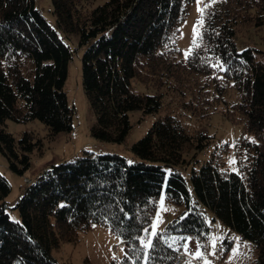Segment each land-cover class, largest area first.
I'll return each mask as SVG.
<instances>
[{
  "label": "trees",
  "instance_id": "1",
  "mask_svg": "<svg viewBox=\"0 0 264 264\" xmlns=\"http://www.w3.org/2000/svg\"><path fill=\"white\" fill-rule=\"evenodd\" d=\"M50 1L55 25L34 0H0V152L12 171L29 166L40 141L29 131L15 136L4 127L7 119L38 120L51 136L73 130L74 107L64 90L73 50L60 31L77 34L83 49L82 87L95 116L94 138L123 141L131 129L128 112H157L167 94L175 96L180 115L205 117L212 108L234 124L242 121L245 133L234 142L232 167L220 156L200 162L197 154L212 137L190 132L179 113L167 112L131 145L134 161L84 151L47 166L11 207L17 221L9 217L10 185L0 173V264H72L57 261L52 250L76 242L94 224L124 241L123 255L110 264H144L134 237L149 228L162 188L182 210L158 230L168 243L149 253L150 264H175L188 235L206 239L207 212L225 228L224 252L235 234L251 243L253 264H264V61L234 41L238 23L264 24V0H208L202 44L194 43L187 59L176 38L194 0ZM230 89L236 98L226 96Z\"/></svg>",
  "mask_w": 264,
  "mask_h": 264
},
{
  "label": "rangeland",
  "instance_id": "2",
  "mask_svg": "<svg viewBox=\"0 0 264 264\" xmlns=\"http://www.w3.org/2000/svg\"><path fill=\"white\" fill-rule=\"evenodd\" d=\"M104 1L95 0L94 5L101 4ZM207 1L201 0L198 4L197 0H194L185 6L186 11L178 23L179 33L176 38V45L182 51L183 57L191 50L196 40L194 29L200 31L199 22L201 21L202 13L198 9L203 8ZM34 2L47 21L55 25L56 16L53 12L51 1L34 0ZM60 34L73 50L72 58L68 62L67 77L64 83L68 103L74 107L72 117L73 130L70 132L62 131L55 136H51L47 127L38 120L15 121L7 119L5 121L4 127L15 136L21 135L23 131H29L33 133L35 140L40 141L39 145L29 154L30 164L21 174L9 168L7 159L0 152V173L10 185V191L5 197V201L10 206L8 213L12 220H19V213L17 209L11 207H13L26 185L35 180L47 166L62 160L77 158L84 151L117 153L126 157L128 161H134L137 157L131 151V145L146 133L156 119L171 111H175V114L179 113L183 123L190 132L194 133L200 129L212 137L209 146L197 154L200 162L212 156H220L232 167L234 142L236 138L245 133L243 122L238 121L234 124L220 113L215 112L214 109L212 110V108L205 117H199L192 113L180 115L181 108L175 96L170 94H167L166 99H164L166 101L165 107L157 112L143 115L141 110L129 111L128 116L131 129L123 141L112 142L94 138L91 135L90 129L95 122V116L82 87L81 55L83 49L77 47V34L69 35L62 31H60ZM234 41L238 50L252 47L256 50V57L264 61V24L256 26L254 21H242L238 23L235 27ZM137 87L150 93L155 91L153 88L146 89L142 84H138ZM226 96L229 98L237 97L231 89L227 90ZM224 143L229 144L228 150L221 148V145ZM192 153L193 150H190L186 157L189 158ZM161 201H163V205H161ZM181 210V206L166 200L164 188H162L157 198V208L150 226L157 223V218H160L162 223L159 224L157 229L149 226V231L162 230L165 222L173 218ZM207 213L206 219L210 226L208 237L201 240L188 235L189 238H186L187 241L185 239L183 246L178 245V248L186 254V262L189 263L191 261V264H204L203 259H197L194 255L196 251H203L205 258L210 264H253L255 252L251 243L241 239L238 235H232L233 239L230 247L225 252L223 251L222 246L219 245V241L225 232V228L218 220L213 219L210 212ZM213 238L217 240L215 248L211 245ZM118 246L121 247V242L117 235L112 233L107 226L94 224L87 231L81 232L76 242H62L58 248L52 250V255L59 262L72 264H110L112 260H116L123 255V246L117 250ZM185 248H187V251ZM213 252H215V255L212 254Z\"/></svg>",
  "mask_w": 264,
  "mask_h": 264
},
{
  "label": "snow or ice",
  "instance_id": "3",
  "mask_svg": "<svg viewBox=\"0 0 264 264\" xmlns=\"http://www.w3.org/2000/svg\"><path fill=\"white\" fill-rule=\"evenodd\" d=\"M201 2V0H197V3L199 4ZM216 2V0H212V4H214ZM212 4L207 5L206 7H211ZM201 13H204L206 8H199L198 9ZM203 26V20H201L199 22V27ZM194 36L196 37V40L194 41V43L196 44V47H200L203 41V35L202 33H200L199 31H197L196 29H194ZM190 55H192V51H189L188 53L185 54V58L187 59ZM218 67H222V65H216ZM255 142V141H253ZM233 163L235 161H232ZM161 205H163V201H161ZM65 205H61V207H64ZM121 211H123V209H121ZM125 216H127V214L125 213ZM162 223V220H160V218H157V223L154 225H151L150 227H152L153 229H157L159 227V224ZM143 235L140 236H135L134 239L136 241L139 242V248L134 249V251L137 252L138 256L139 254H143V260H144V264H150V260L151 257L149 256L150 252H154L156 250V247L159 243L163 242L165 244H167V240H162V234L158 231H149L148 228H142L141 229ZM181 239H184L183 237ZM121 243H124V241H121ZM217 244V240L215 238L212 239L211 241V245L213 248L216 247ZM168 247H172L171 244H168ZM197 247H199V245H197ZM185 250L187 251V248H185ZM213 255H215V252L212 253ZM127 255V253H126ZM195 257L197 259H203L204 260V264H210V262L205 258V254L203 251H196L194 253ZM115 259V257H114ZM131 259V258H129ZM133 264H135V261H133ZM189 264H191V261H189Z\"/></svg>",
  "mask_w": 264,
  "mask_h": 264
},
{
  "label": "built area",
  "instance_id": "4",
  "mask_svg": "<svg viewBox=\"0 0 264 264\" xmlns=\"http://www.w3.org/2000/svg\"><path fill=\"white\" fill-rule=\"evenodd\" d=\"M185 259H186V254L182 251H179L175 258V264H189L186 262Z\"/></svg>",
  "mask_w": 264,
  "mask_h": 264
},
{
  "label": "bare ground",
  "instance_id": "5",
  "mask_svg": "<svg viewBox=\"0 0 264 264\" xmlns=\"http://www.w3.org/2000/svg\"><path fill=\"white\" fill-rule=\"evenodd\" d=\"M120 246V245H119ZM118 246V249L117 250H119L120 249V247ZM123 245H122V243H121V247H122Z\"/></svg>",
  "mask_w": 264,
  "mask_h": 264
},
{
  "label": "crops",
  "instance_id": "6",
  "mask_svg": "<svg viewBox=\"0 0 264 264\" xmlns=\"http://www.w3.org/2000/svg\"><path fill=\"white\" fill-rule=\"evenodd\" d=\"M191 236V235H190ZM189 238V236H187V239ZM187 239H186V241H187Z\"/></svg>",
  "mask_w": 264,
  "mask_h": 264
}]
</instances>
